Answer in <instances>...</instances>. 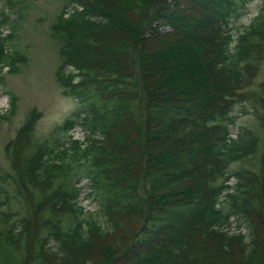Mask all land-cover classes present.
Listing matches in <instances>:
<instances>
[{
    "label": "trees",
    "instance_id": "16d2710c",
    "mask_svg": "<svg viewBox=\"0 0 264 264\" xmlns=\"http://www.w3.org/2000/svg\"><path fill=\"white\" fill-rule=\"evenodd\" d=\"M237 8V0H68L52 27L62 41L57 80L82 102L88 132L86 142H43L25 157L35 116L7 147L29 206L4 238L20 264H264V143L259 172L232 169L259 139L229 127L258 74L264 12L232 48ZM6 24L0 13V79L25 62L8 51ZM9 104L0 119L15 112V95ZM261 106L264 128V96ZM79 166L104 226L78 206ZM232 217L249 225V240L223 230Z\"/></svg>",
    "mask_w": 264,
    "mask_h": 264
},
{
    "label": "rangeland",
    "instance_id": "374dc122",
    "mask_svg": "<svg viewBox=\"0 0 264 264\" xmlns=\"http://www.w3.org/2000/svg\"><path fill=\"white\" fill-rule=\"evenodd\" d=\"M68 0H0V13L7 24L3 28L4 35L12 34L7 44L10 53L23 56L24 61H17L11 72L4 68L0 79V112L5 113L10 109L11 95L16 96V110L8 119H0V264H20V255L5 241L6 230L10 225L27 215L29 206L24 194H21L16 183L13 157L7 151L12 141L18 140L22 127L36 116L34 130L30 134V143L22 144V155L27 156L36 145L46 142L54 145L56 142L74 140L72 130H64V123L72 115L79 113L75 119L78 123L84 117L83 104L74 96L63 94V88L57 80V69L61 64L62 41L54 37L52 27L58 19L59 13L66 6ZM238 11L232 20V33L236 44L238 36L244 33L249 24L264 12V0H237ZM69 8L74 5H69ZM264 53L259 63L258 74L253 83L244 89L249 94L246 100L239 102L234 108L235 120L230 124V133L242 128L251 130L259 139L258 151L232 164L236 170L260 171V160L264 143V128L259 120L263 114L261 98L264 96ZM74 124V125H75ZM73 125V126H74ZM79 131V132H78ZM74 133L85 142L87 133L79 128ZM88 132V131H87ZM28 139L27 136H21ZM19 140V141H20ZM77 173L80 175L78 206L83 208L86 217L89 212L105 225L101 204L97 195L91 192L88 178L84 175V166H79ZM75 173V172H73ZM72 175V173H71ZM79 175H77L78 177ZM15 177V178H13ZM75 180L76 177L70 178ZM68 178V177H67ZM231 179V178H230ZM233 177L230 183H235ZM2 189V191H1ZM6 202H2L5 201ZM70 214L64 217L65 222L72 220ZM264 221V218H261ZM241 223V224H240ZM224 231L237 234L242 233L249 240L251 231L249 225L235 217L231 224L224 225ZM241 264V263H239Z\"/></svg>",
    "mask_w": 264,
    "mask_h": 264
},
{
    "label": "bare ground",
    "instance_id": "6f19581e",
    "mask_svg": "<svg viewBox=\"0 0 264 264\" xmlns=\"http://www.w3.org/2000/svg\"><path fill=\"white\" fill-rule=\"evenodd\" d=\"M6 26V25H5ZM235 41V40H234ZM237 42V41H236ZM235 46V45H234ZM234 46H233V43H232V45H231V47L232 48H234ZM79 128L81 129V130H83L82 132H86L87 133V129L83 126V124H82V120H79L78 121V123H76L74 126H72L71 127V130H72V136H73V138H74V140H76V141H79V142H83L84 140L81 138V137H78V136H75V134L74 133H78L79 131ZM78 131V132H77ZM79 134V133H78ZM232 179V178H231ZM231 179H228L227 178V180L225 181V184L226 185H228L229 187L227 188V189H225V191L223 192V195H222V199L225 197V195H226V193L229 191V192H233V190H234V187H235V185H236V181H235V183H230V180Z\"/></svg>",
    "mask_w": 264,
    "mask_h": 264
}]
</instances>
